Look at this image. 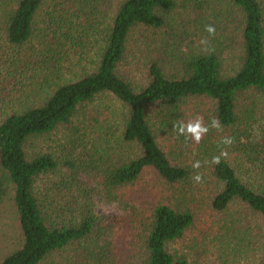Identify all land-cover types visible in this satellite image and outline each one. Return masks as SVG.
<instances>
[{"label": "trees", "instance_id": "16d2710c", "mask_svg": "<svg viewBox=\"0 0 264 264\" xmlns=\"http://www.w3.org/2000/svg\"><path fill=\"white\" fill-rule=\"evenodd\" d=\"M215 1L240 12L243 50L239 69L225 74L216 53H202L184 62L180 77H168L160 64L153 63L147 84L139 89L120 71L131 34L139 26H164L166 15L176 9L178 0H123L109 20L106 0H17V7L7 11L6 35L12 45L30 42L39 12L46 7V25L55 41L68 42L72 28L80 30L82 36L90 33L99 45V60L92 72L58 85L40 105L13 113L0 124V203L13 192L22 235L21 247L0 264H44L69 247L79 251L72 264H114L113 243H108L113 218L93 213L88 204H65L62 212L47 198L43 200L35 184L58 168V160L50 153L30 154L27 150L32 141L72 125L100 97L111 96L121 103L125 110L121 140L138 151L135 157L112 159L102 171L106 187L112 191L135 185L147 171L170 185L190 180L195 170L170 157L157 138L151 115L161 117L171 129L194 99L212 102L216 118L223 128L232 130L230 137L236 146L250 149L247 157L264 169V130L259 131L264 112V9L259 0ZM5 2L2 0L0 7ZM192 2L201 6L206 0ZM72 142L81 139L74 137ZM260 172L264 181V170ZM211 175L217 186L210 201L212 210L223 213L235 204L243 205V213L224 226L245 243L241 253L245 260L257 259V264H264V187L244 182L226 159L213 164ZM52 192L48 194L53 196ZM195 223L196 215L188 208L157 205L151 217L140 224L149 225L139 238L140 250L136 252L134 242L130 243L129 264H180L171 245Z\"/></svg>", "mask_w": 264, "mask_h": 264}, {"label": "rangeland", "instance_id": "374dc122", "mask_svg": "<svg viewBox=\"0 0 264 264\" xmlns=\"http://www.w3.org/2000/svg\"><path fill=\"white\" fill-rule=\"evenodd\" d=\"M7 1L0 7V124L13 113L40 105L58 85L92 72L99 60V45H95L90 33L82 36L80 30L72 28L69 41L58 44L46 25V7L39 12L36 32L30 42L23 46L12 45L6 35L7 11L17 7V0H10L8 7ZM121 1L106 0L108 20L109 16L113 19ZM259 2L264 9V0ZM204 3L195 6L192 0H178L176 9L166 15L161 28L139 26L134 29L120 71L135 89L147 84L153 63L160 64L168 77H180L184 62L202 53H216L225 74H234L239 69L243 50L240 12L227 3L215 0ZM205 25L215 26L214 37L204 31ZM202 39H208L209 45H201ZM206 47L214 51H207ZM186 107L174 123L200 116L208 126L212 118H216L214 104L206 99L190 100ZM123 112V106L115 98L103 96L88 105L72 125L32 141L28 153L53 154L59 164L55 171L37 179L35 189L39 196L43 200L47 198L55 209L61 207L62 212L70 203L74 207L88 204L93 213L113 218L115 224L108 243H113L114 264L131 262L128 259L130 243L134 242L138 252L142 247L139 238L149 227L140 225L141 222L147 221L154 208L163 203L183 210L188 208L196 215L195 225L171 245L180 264H257V259L243 258L245 243L238 235L228 233L224 226L243 213V205L235 204L223 213L213 211L210 206L217 189L211 175V159L219 155L221 149L228 152L226 160L244 182L255 188L264 187L260 172L264 169L247 157L250 149L239 148L235 142L231 146L220 144L223 137L232 135V130L223 127L220 131L210 128L196 144L190 138L177 137L173 128L165 127L168 122L152 114L157 138L170 157L191 168L195 161H200L201 167L193 168L195 173L190 180L179 185H170L155 172L147 171L135 185L112 191L106 187L102 171L112 164V159L135 157L138 152L135 146L121 140ZM261 120L259 131L264 130V112ZM74 137L81 142H72ZM196 174L203 176L202 184L192 179ZM50 190L53 196L48 194ZM13 197L10 191L0 203V262L22 243ZM77 201L79 205L75 204ZM78 253L75 247H69L44 264H72L78 259Z\"/></svg>", "mask_w": 264, "mask_h": 264}, {"label": "clouds", "instance_id": "9594fccd", "mask_svg": "<svg viewBox=\"0 0 264 264\" xmlns=\"http://www.w3.org/2000/svg\"><path fill=\"white\" fill-rule=\"evenodd\" d=\"M204 31L208 33L209 37H214L216 34V28L214 25H205ZM210 41L208 39H202L200 41L201 45H209ZM207 51H214L211 48H205ZM211 129H216L218 131L222 130V126L220 124L219 119L213 117L210 125L205 126L203 117L197 116L195 119H190L187 122L180 120L173 125L174 131L177 133V137L183 136L186 140L191 139L196 144H199L203 137L209 132ZM233 138L225 136L220 140V144L225 146H231L233 144ZM228 152L224 149H221L219 155H214L211 159L212 164L218 165L221 162V158H227ZM194 169H199L201 167L200 161H195L192 165ZM196 184L203 183V176L201 174H196L192 177Z\"/></svg>", "mask_w": 264, "mask_h": 264}]
</instances>
